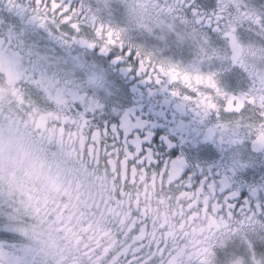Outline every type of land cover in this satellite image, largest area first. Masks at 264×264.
<instances>
[{
    "label": "flooded vegetation",
    "instance_id": "obj_1",
    "mask_svg": "<svg viewBox=\"0 0 264 264\" xmlns=\"http://www.w3.org/2000/svg\"><path fill=\"white\" fill-rule=\"evenodd\" d=\"M67 3L45 35L0 0V119L76 181L59 200L3 186L0 264H264V0Z\"/></svg>",
    "mask_w": 264,
    "mask_h": 264
},
{
    "label": "clouds",
    "instance_id": "obj_2",
    "mask_svg": "<svg viewBox=\"0 0 264 264\" xmlns=\"http://www.w3.org/2000/svg\"><path fill=\"white\" fill-rule=\"evenodd\" d=\"M41 136L22 120L0 119V185L30 186L49 199H70L75 190V174L52 161Z\"/></svg>",
    "mask_w": 264,
    "mask_h": 264
},
{
    "label": "snow or ice",
    "instance_id": "obj_3",
    "mask_svg": "<svg viewBox=\"0 0 264 264\" xmlns=\"http://www.w3.org/2000/svg\"><path fill=\"white\" fill-rule=\"evenodd\" d=\"M7 5L9 8L19 11L21 14L25 15L30 22L36 24L39 26L41 30H44V34L47 35L48 32L44 29V21L47 18L48 10L49 8L53 9L52 12V20L51 23L53 24H59L61 20L65 16L70 15L74 10V5L67 3V0H65V4H60L59 0H51V4H43V7H41L43 0H35V4L31 2V0H28V2H24V0H6ZM67 6V9L65 10V7ZM200 12H196L195 15H200ZM59 17V19H57ZM63 28H70L71 22H67L61 25ZM74 31V29H73ZM93 49H98L99 51L103 53H111L114 57L116 62H132L133 56L136 57L135 63L138 64V71L141 75L146 76L148 81L155 82L157 84H160L162 81V78L164 77V73L158 68L151 64L150 60L146 61L145 59L140 57V54L138 52L133 51L132 49L128 47L121 46L119 44H108L106 46H95ZM117 52L119 54L117 55ZM130 71H136V68H130ZM32 71V70H31ZM33 79L35 78V73L33 74ZM70 111V109H68ZM74 117V116H73ZM76 126L79 127L81 123H83L90 134H94L96 136H102V133L99 130L93 129L90 125V122L86 120L84 117H74ZM231 191V190H228ZM243 194H241V197ZM224 207H227L231 211H235L237 207H239V204H237L235 207L232 205V201L229 200L227 202L223 201ZM223 210V209H221Z\"/></svg>",
    "mask_w": 264,
    "mask_h": 264
},
{
    "label": "rangeland",
    "instance_id": "obj_4",
    "mask_svg": "<svg viewBox=\"0 0 264 264\" xmlns=\"http://www.w3.org/2000/svg\"><path fill=\"white\" fill-rule=\"evenodd\" d=\"M0 193L2 192V190H3V185H0ZM4 198V195L3 194H0V201L2 200ZM7 199V198H6ZM5 199V200H6ZM4 200V201H5ZM9 207H10V205L9 206H5V207H3V206H1L0 205V213H7V214H10V212H8V210H9ZM6 208V209H5Z\"/></svg>",
    "mask_w": 264,
    "mask_h": 264
}]
</instances>
